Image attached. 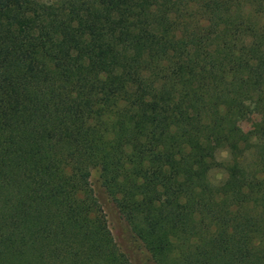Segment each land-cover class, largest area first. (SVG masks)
I'll return each mask as SVG.
<instances>
[{
	"label": "trees",
	"instance_id": "16d2710c",
	"mask_svg": "<svg viewBox=\"0 0 264 264\" xmlns=\"http://www.w3.org/2000/svg\"><path fill=\"white\" fill-rule=\"evenodd\" d=\"M101 199L152 264H264V0H0V264H130Z\"/></svg>",
	"mask_w": 264,
	"mask_h": 264
},
{
	"label": "rangeland",
	"instance_id": "374dc122",
	"mask_svg": "<svg viewBox=\"0 0 264 264\" xmlns=\"http://www.w3.org/2000/svg\"><path fill=\"white\" fill-rule=\"evenodd\" d=\"M42 3H50L52 0H37ZM245 107L248 111L250 117H254V111L251 109V103L249 101H245ZM237 124V123H236ZM241 130L246 129V125L244 124H237ZM223 178V174L219 171H211L209 173V180L212 183H217ZM89 182L91 189L97 193V180H96V173L94 171L90 172ZM98 194V193H97ZM99 196V195H98ZM101 201V207L103 210V214L106 220L107 227L113 237V240L120 250L123 252L130 264H152L151 259L149 258L148 254L143 250L141 245L131 238L129 232L127 230L126 225L124 222L118 217L115 209L111 205V203L106 202L104 200Z\"/></svg>",
	"mask_w": 264,
	"mask_h": 264
}]
</instances>
